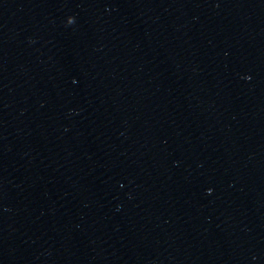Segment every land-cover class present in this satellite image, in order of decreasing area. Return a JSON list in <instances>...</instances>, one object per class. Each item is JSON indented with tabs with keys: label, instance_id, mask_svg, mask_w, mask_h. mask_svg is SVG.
<instances>
[{
	"label": "water",
	"instance_id": "1",
	"mask_svg": "<svg viewBox=\"0 0 264 264\" xmlns=\"http://www.w3.org/2000/svg\"><path fill=\"white\" fill-rule=\"evenodd\" d=\"M0 264H264V0H0Z\"/></svg>",
	"mask_w": 264,
	"mask_h": 264
}]
</instances>
